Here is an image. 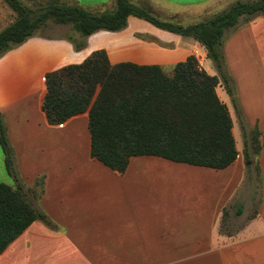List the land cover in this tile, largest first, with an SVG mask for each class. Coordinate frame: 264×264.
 I'll return each instance as SVG.
<instances>
[{"label": "crops", "instance_id": "obj_1", "mask_svg": "<svg viewBox=\"0 0 264 264\" xmlns=\"http://www.w3.org/2000/svg\"><path fill=\"white\" fill-rule=\"evenodd\" d=\"M61 1L92 13L115 8V0ZM128 1L187 26L237 0ZM10 23L0 17V31ZM41 30L0 56V116L17 177L7 173L0 147V184L34 189L38 197L29 198L51 226L43 218L31 223L0 264H264V14L241 18L223 36L236 106L221 81L216 94L229 111L237 150L223 169L135 156L117 172L92 156L87 113L53 125L42 109L46 74L95 51H105L110 64L158 65L170 74L194 50L205 55L204 70L212 63L200 43L135 16L120 31L89 36L51 21ZM254 126L261 150L247 162Z\"/></svg>", "mask_w": 264, "mask_h": 264}, {"label": "trees", "instance_id": "obj_2", "mask_svg": "<svg viewBox=\"0 0 264 264\" xmlns=\"http://www.w3.org/2000/svg\"><path fill=\"white\" fill-rule=\"evenodd\" d=\"M15 19L0 31V56L21 44L49 21L71 24L82 36L99 31H120L128 16L155 27L190 37L207 52L218 75H209L194 57L172 67L166 74L158 65L110 64L105 51L93 52L81 64L68 65L45 76L42 109L50 124L88 114L92 156L108 168L121 172L135 156H158L195 166L223 169L234 162L237 150L229 111L217 94L221 81L236 106L233 86L222 53L224 34L245 21L264 14V0L234 1L206 21L181 25L156 18L149 7L128 0H115L112 11L92 13L79 5L46 0L34 9L21 0H3ZM0 147L7 173L17 181L13 152L0 116ZM261 133L251 128L245 142L244 159H256ZM258 173V165L255 167ZM38 181L36 185H41ZM20 183L0 184V254L43 213ZM225 211L222 222L224 223Z\"/></svg>", "mask_w": 264, "mask_h": 264}, {"label": "rangeland", "instance_id": "obj_3", "mask_svg": "<svg viewBox=\"0 0 264 264\" xmlns=\"http://www.w3.org/2000/svg\"><path fill=\"white\" fill-rule=\"evenodd\" d=\"M24 3L34 9H38L39 7L46 4V0H25ZM0 17H2L6 23H10L16 17L15 12H13L3 0H0ZM41 29H39L38 31L40 32L43 31ZM205 71L209 75L210 74L218 75L217 70L214 67L213 63L207 64L205 66Z\"/></svg>", "mask_w": 264, "mask_h": 264}, {"label": "built area", "instance_id": "obj_4", "mask_svg": "<svg viewBox=\"0 0 264 264\" xmlns=\"http://www.w3.org/2000/svg\"><path fill=\"white\" fill-rule=\"evenodd\" d=\"M192 57L195 58V60L197 61L198 66L200 68H202L203 62L205 60V55L201 54V52L199 50H194L192 52Z\"/></svg>", "mask_w": 264, "mask_h": 264}]
</instances>
